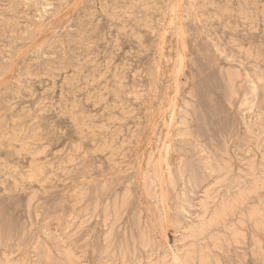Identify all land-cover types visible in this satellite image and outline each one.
<instances>
[{
    "label": "rangeland",
    "instance_id": "rangeland-1",
    "mask_svg": "<svg viewBox=\"0 0 264 264\" xmlns=\"http://www.w3.org/2000/svg\"><path fill=\"white\" fill-rule=\"evenodd\" d=\"M258 76L264 0H0V264H264ZM175 99L201 144L166 221L142 169Z\"/></svg>",
    "mask_w": 264,
    "mask_h": 264
},
{
    "label": "bare ground",
    "instance_id": "bare-ground-1",
    "mask_svg": "<svg viewBox=\"0 0 264 264\" xmlns=\"http://www.w3.org/2000/svg\"><path fill=\"white\" fill-rule=\"evenodd\" d=\"M183 34V31H181L180 34L178 33V35L181 36H183ZM230 70L231 69H229V71ZM258 82L264 90V76H258ZM185 114L186 113L185 109L183 108V105L179 102V100L175 99L172 111L167 119L166 129L163 132H157L154 145L148 149L146 159L143 162L142 178L146 185H148L147 187L149 189V186L151 185L154 187L152 190H149L151 193V197L155 199L157 206L160 205L161 207H163L164 220L166 221L168 215L165 213V211L166 207L170 205V201L167 197V189L172 188L173 192H177L175 187V180L176 178L181 180L184 175V168L182 167V165H180V163H182V158L176 153L177 149L174 144L176 139L175 137L181 136L187 141H198V143L201 144L198 139H194L190 127V122ZM250 122H252L250 118H248L247 116H243L242 123L243 128L245 130L250 127ZM153 161L156 167L155 175L152 173L153 169L150 167V163H152ZM156 177L157 183L155 179ZM243 200L244 198L237 200L235 204H232V202L227 201L219 209L214 210V212L210 214H208L205 210L204 213L201 214V216L198 218V220L188 228V233L190 235H193L194 237L204 235L205 233H207V231H209L210 229L215 227V225L219 224V222H222L224 220V217H226L225 215L227 214V210H230L236 204L242 203ZM175 223H177L178 225L177 221H175ZM169 253L171 256V264H189L188 254H182L179 250L172 249L170 246Z\"/></svg>",
    "mask_w": 264,
    "mask_h": 264
}]
</instances>
